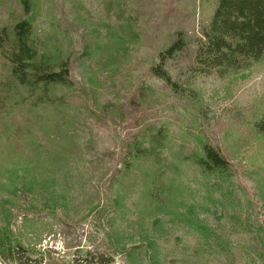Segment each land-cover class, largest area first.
Segmentation results:
<instances>
[{
    "label": "rangeland",
    "instance_id": "1",
    "mask_svg": "<svg viewBox=\"0 0 264 264\" xmlns=\"http://www.w3.org/2000/svg\"><path fill=\"white\" fill-rule=\"evenodd\" d=\"M216 4L0 0V25L30 15L70 81L51 88L65 102L36 99L0 50V264H264V58L201 71ZM180 36L174 89L152 69ZM203 143L226 175L196 163Z\"/></svg>",
    "mask_w": 264,
    "mask_h": 264
},
{
    "label": "trees",
    "instance_id": "2",
    "mask_svg": "<svg viewBox=\"0 0 264 264\" xmlns=\"http://www.w3.org/2000/svg\"><path fill=\"white\" fill-rule=\"evenodd\" d=\"M24 14L31 10V0H20ZM32 18L26 15L12 26L0 25V50L10 65V76L27 91L53 104L65 102L51 88L68 86L69 61L40 52L33 42ZM203 41L197 48L195 62L201 71L215 70L218 74L251 67L264 58V0H217L209 23L203 29ZM177 37L159 54V64L154 74L171 88L177 85L165 68L163 60L183 46ZM258 132L264 133V115L254 123ZM146 146L144 148H147ZM137 147L138 152L146 149ZM196 163L206 172L226 175L229 163L217 148L203 143ZM7 236L0 230V252H10Z\"/></svg>",
    "mask_w": 264,
    "mask_h": 264
}]
</instances>
